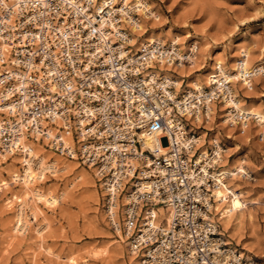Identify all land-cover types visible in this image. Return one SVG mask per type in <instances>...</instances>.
I'll list each match as a JSON object with an SVG mask.
<instances>
[{
	"label": "built area",
	"instance_id": "built-area-1",
	"mask_svg": "<svg viewBox=\"0 0 264 264\" xmlns=\"http://www.w3.org/2000/svg\"><path fill=\"white\" fill-rule=\"evenodd\" d=\"M140 21L125 0H0V152H20L25 136L95 167L108 221L139 264H242L214 214L225 144L197 148L213 104L235 98L232 83L218 65L211 86L176 95L154 66L190 60L169 41L134 49Z\"/></svg>",
	"mask_w": 264,
	"mask_h": 264
},
{
	"label": "rangeland",
	"instance_id": "rangeland-1",
	"mask_svg": "<svg viewBox=\"0 0 264 264\" xmlns=\"http://www.w3.org/2000/svg\"><path fill=\"white\" fill-rule=\"evenodd\" d=\"M148 1L160 18L156 20L153 16L147 19L138 12L140 23L145 28L151 30L157 25L153 29L160 31L166 42L172 38L169 36L171 32H175L181 37L178 46L184 51L188 48L185 47L188 39L198 41L202 57L196 63L185 64L184 84L194 78L199 83L204 82V73L215 67L211 58L230 61L232 57L241 55L244 49L249 50L251 63L264 65V0ZM167 29H171L167 32L169 35H164ZM187 34L191 37L185 38ZM147 35L148 32L141 36L135 34V41ZM133 47L140 48L136 44ZM232 86L236 92L239 83H232ZM240 95L244 107H264V75H256L252 88L246 87ZM213 107L215 115L204 124L209 131L207 135L203 134L206 133L204 130L201 133L206 136L207 143L216 135L225 144V160L221 164L242 158L250 175L237 176L238 191L242 192L247 204L243 212L234 211L232 228L225 233L224 239L231 241L230 247L238 253L250 255L256 263L264 264V132L254 117L249 118L245 125L240 122L230 124L224 122L226 118L220 117V105L215 103ZM225 124L229 127L225 128ZM8 156L9 160L0 164L2 171L11 161ZM75 166L72 171H59L57 174L45 170L43 181L38 183L35 180L42 189L49 188L56 195L64 193L54 209L40 205L50 225L43 240L47 250L40 247L41 240L30 229L23 234H13L18 202L14 200L10 208L7 201L12 194H18L20 184L8 174L3 175L11 183L0 189V264H70L71 256L79 264H132L128 245L122 242L108 221L104 197L97 200L96 195H102L104 191L95 181V172L79 161ZM78 175L82 178L76 179ZM24 211L25 217L31 219L29 208ZM216 220L220 223L218 214Z\"/></svg>",
	"mask_w": 264,
	"mask_h": 264
},
{
	"label": "bare ground",
	"instance_id": "bare-ground-1",
	"mask_svg": "<svg viewBox=\"0 0 264 264\" xmlns=\"http://www.w3.org/2000/svg\"><path fill=\"white\" fill-rule=\"evenodd\" d=\"M117 0H98V2H102L103 5L106 3V5H109L112 2H115ZM125 3H130L134 7H136V10L142 14L147 19L151 17H155L156 20H159V15L157 12L154 11L153 5L148 0H125ZM155 26V25H153ZM157 26V25H156ZM155 26V27H156ZM152 27L151 30L149 28H145L141 23L135 24V26L131 27V36H130V43L131 45H137V47H140L141 45H144L148 41H154V40H161L163 41V38L161 37L162 34L160 31H155ZM171 29H167L166 33L164 32V35H169L167 32H169ZM149 33L145 38H142L138 41H135L134 35L138 34L139 36ZM155 36V37H154ZM169 36H172L170 39V43L172 45H179L181 37L177 35L175 32H171ZM190 38V34L185 35V38ZM147 40V41H146ZM188 43L185 45V47L188 46L187 50H182L178 46V54L180 56L187 55L188 59L191 63H196L197 60H200L202 57V54L199 53V46L198 41L194 38L188 39ZM137 50V49H136ZM198 52V55H197ZM240 54V53H239ZM211 61L213 65L220 66L221 70L223 71V75L226 76V78L229 80V82L233 84L239 83V88H236V92L233 88V93L235 95V98L227 101L222 100L221 102H218L220 105L219 109V115L222 118H228L234 121L232 116L234 115H243L246 118L248 116L254 117L258 121V125L261 126V131L264 132V107H258V108H252V107H244L243 101L240 95V91L244 90L246 87L252 88V84L246 80L244 77L246 74L249 76H254L257 74L256 69H259L261 71V74L264 75V65L260 62L255 65L256 63H251L249 58V50L244 49L242 51L241 55H237L235 57H232L230 61L220 58H211ZM227 62H230L227 64ZM258 62V61H257ZM224 64V65H223ZM185 64H180L179 66H174L172 64L169 65H159L154 66L156 72H163L165 77L173 78L175 82V94L178 95L181 92H183L185 89H190L193 87H203V84H205L207 87L211 86V74L214 72L213 68H210L209 71L204 73V82L201 84L199 83L197 79H192L187 81L186 84H184L185 80L182 79L183 76H186L183 74ZM245 70V71H243ZM177 73V74H176ZM203 74V73H202ZM252 76V77H253ZM203 79V78H202ZM180 91V93L178 92ZM215 106V103L213 104ZM258 106V105H257ZM230 109V110H229ZM212 113H215L214 107H212ZM235 111V113H234ZM215 115V114H214ZM249 117V118H250ZM213 116H211L210 119H212ZM228 119H225L224 122L228 121ZM247 120V119H246ZM193 125H195L197 128L201 125V120H191ZM209 122V121H208ZM245 125V123H242ZM225 128H228V124L224 125ZM244 128V127H243ZM199 133L201 134L198 138L197 148H203L207 145H210L213 143L214 140H218L219 138L215 135V137L211 138V141L207 143L206 136L208 133V129L201 128L198 129ZM202 130L206 133H201ZM243 131H246L244 128ZM53 135V132L50 133V136ZM155 141H157V138L155 137H147L146 136V143L149 146H152ZM22 147L23 149L20 152H14L11 154L8 153H1L2 159L0 160V164L3 162H7L9 160V156L11 158V161L7 163L8 167L5 169V171L0 170V189L3 188V186H8L11 182H9L6 178L3 177V175L6 173L10 176V178L14 182H19L20 189L18 191V194H12L10 197L11 199L7 201L8 207H12L13 201L17 200L18 202V209L16 212V219L12 227L13 234L16 236L18 234H23L27 232L26 230H31L34 232V234L38 235L36 237H39L41 240L40 247L45 248L44 243V233L47 231L49 225V221H47V217L44 216V212L41 209L40 205H44L45 207L54 209L60 202V199L62 195L64 194L61 192L59 195H56L51 189H42L35 183V180H38L37 182L40 183L43 181L45 176V170H49L53 172L54 174H57L59 171H72L76 168V162L78 160L76 159H70L66 158L55 151H53L48 142L46 140L44 141H33L31 139L27 140L25 139V136L21 138ZM164 147V146H163ZM166 148L162 149V152H165ZM226 149H224V152ZM225 157L224 153L221 155V161L225 160L223 159ZM36 160V162H33ZM245 160L242 158H237L235 161H228L221 164V170L223 173L222 176H217V185L214 189V195L216 198V206L214 214L215 216L218 214V218L220 220V223L218 222L220 226V234L225 238L226 232H229L232 228V219L231 217L234 214V211L237 212H243L244 208L246 207V199H244L243 194L241 191H238V184L236 183L237 176H245L248 177L249 172L245 168L244 165ZM20 164V166H19ZM89 169L93 170L95 172V181L99 182V189L102 187L101 182L99 179V175L96 172L95 167L92 165H87ZM22 168V169H21ZM21 171V173H19ZM56 172V173H55ZM69 174V173H67ZM88 175V174H87ZM8 177V176H6ZM78 177H81V175H78ZM82 180V179H81ZM95 184V183H94ZM242 185V184H241ZM104 192L102 195L98 193L96 195L97 200L98 197H104ZM126 194L124 193L119 202L120 210L122 211L124 209V203L126 201ZM6 205V206H7ZM43 206V207H44ZM102 207V206H101ZM29 208L31 219H27L25 217V209ZM16 211V210H15ZM161 215H166V210L163 208H159ZM117 213V212H116ZM234 219V218H233ZM33 222V224L31 223ZM118 223V222H117ZM117 236L120 237L122 242L128 245L127 237L122 233L119 227L116 229ZM13 236V237H15ZM33 237V236H32ZM225 242L223 243V246H231V241L224 239ZM46 250L48 248H45ZM105 249V248H104ZM130 251V249H129ZM222 252L229 253V255L232 257L231 249L227 248L226 250H222ZM131 253V263L132 264H139V258L141 254H139L137 251ZM108 254V253H107ZM241 258H243L242 264H258L254 261V259L245 253H240L239 255ZM70 264H79V262L75 259V257L69 258Z\"/></svg>",
	"mask_w": 264,
	"mask_h": 264
}]
</instances>
